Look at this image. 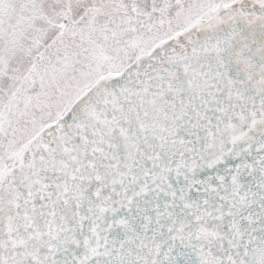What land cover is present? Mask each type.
Wrapping results in <instances>:
<instances>
[{
    "label": "snow or ice",
    "instance_id": "1",
    "mask_svg": "<svg viewBox=\"0 0 264 264\" xmlns=\"http://www.w3.org/2000/svg\"><path fill=\"white\" fill-rule=\"evenodd\" d=\"M0 264H264V0H0Z\"/></svg>",
    "mask_w": 264,
    "mask_h": 264
}]
</instances>
